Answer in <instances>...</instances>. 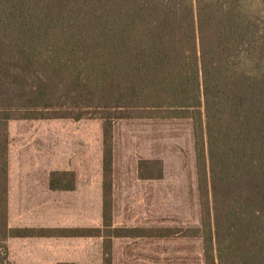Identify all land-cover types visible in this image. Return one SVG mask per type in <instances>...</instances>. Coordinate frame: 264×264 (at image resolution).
I'll list each match as a JSON object with an SVG mask.
<instances>
[{
	"label": "trees",
	"instance_id": "trees-1",
	"mask_svg": "<svg viewBox=\"0 0 264 264\" xmlns=\"http://www.w3.org/2000/svg\"><path fill=\"white\" fill-rule=\"evenodd\" d=\"M89 114L104 121L106 229L114 121L188 119L204 264H264V0H0V130ZM148 164L141 179H154ZM66 177L53 173L50 188L73 190ZM6 179L0 137V264L8 238L86 233L9 229Z\"/></svg>",
	"mask_w": 264,
	"mask_h": 264
},
{
	"label": "rangeland",
	"instance_id": "rangeland-1",
	"mask_svg": "<svg viewBox=\"0 0 264 264\" xmlns=\"http://www.w3.org/2000/svg\"><path fill=\"white\" fill-rule=\"evenodd\" d=\"M103 122L100 114H89L80 121L10 120L6 131L0 130V137L7 138L6 198L10 164L12 172L56 170L50 179L53 173H66V180L72 178L74 186L77 172L81 181L92 180L93 192L96 179L99 183L98 230L102 236L96 231L92 234L102 240V264L106 258L113 264L112 238L124 237L130 239L118 243L116 264H204L202 238L193 232L200 228L202 212L190 120L114 121L109 134L112 202L108 229L102 217ZM141 161L149 163L154 179H141L140 174L147 173L140 168ZM160 168L162 177L156 179ZM6 207L8 227V200ZM128 228L142 232L116 236V230Z\"/></svg>",
	"mask_w": 264,
	"mask_h": 264
},
{
	"label": "crops",
	"instance_id": "crops-1",
	"mask_svg": "<svg viewBox=\"0 0 264 264\" xmlns=\"http://www.w3.org/2000/svg\"><path fill=\"white\" fill-rule=\"evenodd\" d=\"M53 171L56 170L40 173L32 168H26L12 172L10 164L7 198L8 228L77 229L86 233L79 237L9 238L6 246L10 262L12 264H102V240L96 234L95 236L92 234L100 226L97 179L93 192L92 180L81 181L75 171L77 180L74 190L52 191L48 181ZM129 239L112 238V242L110 241V244H113V264H116L118 243Z\"/></svg>",
	"mask_w": 264,
	"mask_h": 264
}]
</instances>
